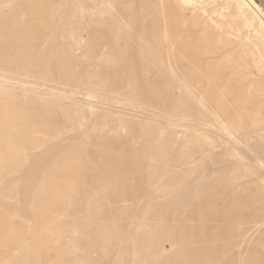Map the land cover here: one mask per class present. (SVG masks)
<instances>
[{
  "label": "bare ground",
  "instance_id": "bare-ground-1",
  "mask_svg": "<svg viewBox=\"0 0 264 264\" xmlns=\"http://www.w3.org/2000/svg\"><path fill=\"white\" fill-rule=\"evenodd\" d=\"M224 2L229 14L207 0H0V264H45L51 251L46 264H94L92 249L123 241L136 165L117 157L134 137L155 194L185 188L218 147L232 159L148 211L134 264H264V11ZM86 95L122 97L164 125L96 117L75 100ZM51 152L35 182L17 177ZM20 189L31 190L27 225L10 209ZM254 228L263 237L241 255ZM112 258L126 264L128 247Z\"/></svg>",
  "mask_w": 264,
  "mask_h": 264
},
{
  "label": "rangeland",
  "instance_id": "rangeland-1",
  "mask_svg": "<svg viewBox=\"0 0 264 264\" xmlns=\"http://www.w3.org/2000/svg\"><path fill=\"white\" fill-rule=\"evenodd\" d=\"M224 1L225 0H207L208 8L210 10L212 9V10H216L219 12H224L225 14H229L230 11L226 10L224 7V5H225ZM254 1L264 11V0H254ZM223 8H224V10H223ZM40 14H42V13L40 12ZM245 33H248L249 35H254L253 29H243L240 32H237L238 35L245 34ZM84 38H86V37L84 36ZM250 48H251V46L248 47V49H250ZM78 54H80V51H78ZM257 76H259L261 79L264 80V73L257 72ZM123 90L125 91V88ZM47 92H49V89ZM47 92L45 91V93H47ZM47 94H49V93H47ZM174 94L176 96L178 95L177 92H174ZM48 97H49V95H48ZM120 98L107 102L105 100L99 101L100 99L92 98V97H89L86 95V96H76L75 100L77 102L83 104V105L89 106L92 110H94V112H96V117H99V116L101 117V115L103 113H106V114L114 115L117 117H122V116H126L127 118L129 117L128 119L131 120L133 122L132 124H135V125H138V124H141V122L144 123V122H147L150 120L151 121L157 120V122L159 121V123L161 125H164L165 121H163L162 118L157 117L156 113H153L151 111L149 112V110H147V108H140L139 109L137 107L135 108V107L128 106L127 104L125 105V103H127V102L124 101L122 97H120ZM146 103H147V105H149L148 102H146ZM146 110L148 112H146ZM122 133L124 134V136H127L126 131H122ZM48 137H51V131H48ZM178 138L179 139L181 138V134L178 135ZM122 141L123 140H121L119 143H121ZM70 143L71 142H69V141H67V142L65 141V142H63V144H65V145H62V147L68 146V145H70ZM115 147H117V146H115ZM142 147H143L142 141L138 137H134L128 145V150L121 153L120 157H117V158H119L118 164L121 166L127 165L129 163L136 165V173L134 176L135 182L133 183V186L130 187L125 192V194H123L120 197V199L122 201H124V202L120 201L121 204L123 203V205H128V207L129 206L131 207L129 214H130V216L134 217L133 228L131 229L130 234L127 237H125V239L123 241H121L119 244L113 246L111 248V250H109L108 254L101 255L99 253V251L92 249L91 250V254H92L91 256L94 259L93 260L94 264H103V263L107 264L108 262H110V260L113 259L112 257H114V255L117 253V250L119 249V247L121 245H126L128 247V258L126 260V264H134L136 262V258H137L136 257V251H137L139 239L141 238L142 232H143L146 224L149 222L150 217H149V214H147L148 211L151 208H154L157 206L169 208L172 205H174V203H180L188 195L195 192V190L197 189V186H198V182L201 179L207 178L210 175L212 176L213 175L212 173L217 172L219 170L223 171V170L227 169L231 165L230 162H232V159L230 157H228L226 153H224L225 149L223 147H218L217 149H215L214 153L211 155V158L208 159L203 164V167L197 173V177H196L197 179L192 178L187 183L185 188H183L179 191L170 192L167 194H155L149 189L147 184L144 182L143 176L141 173L142 172V166H143V160H142V157L140 155V150L142 149ZM260 147L262 149L261 157H264V148H263L264 144L263 145L261 144ZM53 155H54V152H51L47 157H41L39 155L31 157V160L34 161V165L32 166L31 171L25 172L24 174H19V175H17V177H26V178H28V182L29 181L35 182V179L39 176V170L42 167H44L45 164L53 158ZM215 157H216V159H215ZM212 158L214 161L212 160ZM248 158L246 161H253V157H252L251 152H248ZM197 163H200V161L198 160ZM14 176H16V175H14ZM5 177H10V175H5ZM207 179H209V178H207ZM30 193H31V190H29V189H20L17 192L18 201L15 203L13 208H10L12 210H15L20 215V217L17 218L18 225H21V224L27 225L29 223V219H28L27 211H26V203L28 201V194H30ZM174 198L176 199L175 202L172 201V200H174ZM256 230L257 229L254 228L250 231V234L254 235L255 239L252 240V242H249L248 244L247 243L243 244V247H242V250L240 253L241 255L242 254L244 255L247 253L246 251L248 250V247L250 244H251L250 246L252 247L257 239H260L263 237L264 229H263L262 233H260V231H258V230L256 231ZM82 245L85 248H88V246L90 245L88 239H85L82 242ZM164 248L167 251V253L170 254L171 247H170L169 242L164 243ZM245 249H246V251H245ZM56 255H57V252L51 251L48 254V256L44 258L43 262L46 264L48 261L53 259ZM246 255H248V254H246ZM106 260H109V261H107V263H106Z\"/></svg>",
  "mask_w": 264,
  "mask_h": 264
}]
</instances>
